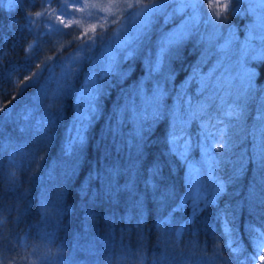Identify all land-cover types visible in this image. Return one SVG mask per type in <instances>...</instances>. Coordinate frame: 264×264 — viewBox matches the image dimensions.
<instances>
[{"label":"trees","instance_id":"trees-1","mask_svg":"<svg viewBox=\"0 0 264 264\" xmlns=\"http://www.w3.org/2000/svg\"><path fill=\"white\" fill-rule=\"evenodd\" d=\"M94 3L109 7L106 0H20L11 10L7 0L0 3V261L47 264L50 251L54 264H237V254L225 247L223 220L243 249L240 260H255L262 250L254 238L264 233V167L257 163L264 144L258 125L264 61L251 64L258 71L256 91L238 95V80L200 75V48L189 51L195 34L172 64L178 72L164 114L138 151L130 148L131 114L122 119L120 113L132 100L142 58H124L128 49L121 48L117 71L97 98V114L85 125L84 142L68 154L73 126L80 127L78 117L88 115L92 102L89 75L108 59L103 53L98 62L95 46L59 100L48 139L36 130V97L50 69L78 45L131 18L123 3L112 4L111 16ZM131 63L135 70L120 76ZM33 80L38 82L25 87ZM229 111L239 118H227ZM221 124L225 134L211 145V131ZM113 169L119 175L109 177ZM13 172L17 185L9 190ZM218 183L225 191L213 196ZM197 189L202 199L194 212L187 193Z\"/></svg>","mask_w":264,"mask_h":264},{"label":"rangeland","instance_id":"rangeland-1","mask_svg":"<svg viewBox=\"0 0 264 264\" xmlns=\"http://www.w3.org/2000/svg\"><path fill=\"white\" fill-rule=\"evenodd\" d=\"M132 2L134 3V0H132ZM150 2L151 0H143V4H149ZM106 3L109 4V7H104L97 3H94L93 6L100 8L104 14L111 16L113 15L112 4L109 0H106ZM224 5H228V7L226 8ZM233 6L238 7L240 11H231ZM173 7H168L169 19L167 22H165V17L163 15L154 14L147 39H144L139 43L137 41V33L134 31V25L131 18L124 23L122 28L115 29L111 31L110 34H102L103 36L101 35L98 39L90 38L86 40L80 47L69 53L59 67L54 68L46 75L41 86L47 84L49 97H51L52 91L56 88V79H61L64 70L71 67L72 72L69 75L68 80L71 83L70 90H72L77 72L87 61L89 54L94 52L96 48L95 46L100 47V52L96 59L98 62L103 61V53L108 54L109 51H111L116 57H118L120 52L117 50L121 48H127L128 51L130 49H135V51L132 52L133 56L139 54L142 58L140 64V78L136 86V89L139 86H142V95L137 96L134 92L132 100H135V104L141 108V111H143V107L145 106L144 99L151 97L153 90L157 87V82H159V86L164 89V100L166 99L171 88L170 82L173 81L176 76L175 73L178 72V70H174L173 72L172 64L181 54L186 43L191 40L195 34H198L197 40L190 46L191 48L189 51L192 53L193 50L195 51V49L197 50L200 48L198 49L200 52L199 61H201L204 67V71L200 75L207 77L209 80L218 78L227 81L229 80L230 75L235 76L236 72L239 71L237 66V61L240 59L239 49L249 41L250 37H252L251 44L257 49L264 46V23H261L258 19L259 17L264 16V6L259 3V0H255L251 5V7L255 9L254 13L248 11L250 7L249 0H242L239 4H236L235 0H201V2L197 4L195 22L191 19L192 10L190 8L186 9L185 14L184 12H175V14H173V10L179 6L173 4ZM125 10L132 14L135 11H139V8L128 9L125 5ZM234 16L235 19L233 18ZM185 24H188L192 28L193 34L184 39L178 47L169 49L161 62L160 70L154 72L153 75L149 77V60L155 61L157 59V54L159 52L158 44L161 37L165 34L178 33L179 30L184 28ZM86 42L88 45L87 47H85ZM73 57L79 58V62L73 64ZM254 62L257 63V66L263 64V61L248 60V66L251 67V64ZM132 70L134 71L135 68L133 69L131 63L130 66H127L126 70L123 71V77L129 76ZM255 72V78H257L258 71ZM53 73L55 79L52 78ZM262 77H264V75ZM202 78L204 77L199 76L198 79L200 80ZM40 88L37 97L40 96L42 102H39L37 105L39 113L36 118L35 128L37 131H41L42 134H44V128H47V124L44 123L43 117L46 112H50L52 108L49 107L50 99L42 96ZM64 95H62L60 99ZM226 117L230 118L228 115H226ZM130 120L132 122V137L134 138L137 123L133 121L132 116L130 117ZM158 121L159 119L153 120L149 113L148 119L143 122V126L148 129L145 137L154 129ZM218 121L221 120L219 119ZM42 123H44V128L40 126ZM258 125L260 126V131L261 129L263 130L264 120L261 119L260 122H258ZM225 130V124H221L217 132L211 131L209 139L211 140V145H214L213 138H218L220 140L223 134H225ZM24 156L25 155L21 154L20 156H16V159L21 160V157ZM223 226L226 234L225 238L227 239L225 247L233 252L232 249L236 247V244L233 243V238H231L233 234L232 231L234 230L224 220ZM229 229H231V235L228 234ZM261 257H264V250L261 251L251 264H264V260H262Z\"/></svg>","mask_w":264,"mask_h":264},{"label":"snow or ice","instance_id":"snow-or-ice-1","mask_svg":"<svg viewBox=\"0 0 264 264\" xmlns=\"http://www.w3.org/2000/svg\"><path fill=\"white\" fill-rule=\"evenodd\" d=\"M3 2L4 0H0V3ZM73 2L78 3L79 0H73ZM109 2L113 5H119L123 3L124 5H126L128 9L139 8V11H135L134 13L130 14L134 25V31L137 33V41L139 43L142 40L147 39L154 14L163 15L165 17V22H167V20L169 19L168 6L170 4H176L179 7L173 10V14H175V12H185L186 9L190 8L192 10L191 19L193 20V22H195L197 4L200 3L201 0H151L149 4H143V0H134V3L132 2V0H109ZM241 2L242 0H235L236 4H239ZM254 2L255 0H249V4H250V7L248 9L249 12H253V13L255 12V9L251 7L252 3ZM7 3L9 9L11 10L14 6L20 3V0H7ZM259 3L262 6H264V0H259ZM224 7L227 8L228 5H224ZM231 11L239 12L240 9L238 7L233 6ZM258 19L260 20L261 23H264V16H261ZM92 30L95 31V29ZM192 34H193L192 28L188 24H185L184 28L182 30H179L178 33L165 34L164 36H162L158 44L159 52L157 54V59L155 61L149 60V64H148L149 77H151L154 72H158L160 70L161 62L165 54L168 53L169 49L178 47L180 43L183 42L184 39H186L188 36ZM251 39L252 37H250L249 41L246 42V44L239 49L240 59H238L237 61V66L239 68V71L236 72L234 77L231 75L229 76L230 80L235 79L239 81L238 85L236 86L238 95L247 96L250 93L256 91V87H255L256 72L251 67L248 66V60L264 61V46H261L259 49H257L255 46L251 44ZM87 46L88 45L86 42L85 47ZM133 51H135V49H130L127 53V56L124 58L131 56ZM78 62H79V58L77 57L72 58L73 64ZM116 71L117 69H116L115 55L111 51H109L108 59L101 66V71L99 73L94 71L89 75L88 92L92 102L89 104L88 115L87 116L81 115L80 117H78V122L80 127L76 128L75 125L73 126L76 135L75 137L70 136V144L65 149L66 153L71 154L75 146H79L83 144L85 125L89 121V117L94 119L95 115L97 114V105H98L97 98L99 95L102 94L106 80H108L112 76V74L115 73ZM71 72L72 69L71 67H69L64 70L61 79H56L55 81L56 88L55 90L52 91L51 97H49V89L47 84L42 85L40 88V93L42 94V96L44 98L50 99L49 107L55 109V111L46 112L45 116L43 117V121L47 125L54 124L55 119H58L59 117V107H58L59 100L62 95L66 94L67 91L71 89V83L68 80V77L71 74ZM119 75L123 76L124 73L121 72L119 73ZM52 78L55 79L54 73L52 75ZM37 82H38L37 80H33L29 84L25 85V87L30 86V84H34ZM203 86L206 87V85ZM135 94L137 96L142 95V86H139L135 90ZM164 96H165V91L163 88L159 86V82H157V87L153 90L151 97H147L144 99L145 106L143 107V111H141V108L135 104V100H132L131 102L126 100L123 110L120 113L121 118L123 119L128 114H131L133 121L137 123L134 143L130 144V148L134 147L139 151L142 144L144 143L145 135L148 129L143 126V122L148 119L149 113L151 114V118L153 120L159 119V117L164 114V103H163ZM36 101L42 102L41 97L40 96L36 97ZM5 111H7V109ZM227 115L229 116L237 115V118H239L238 113L235 111H229ZM259 118L264 120V112L261 113V116ZM44 123L40 125L42 128H44ZM47 131L48 129L44 128L45 141L48 139ZM261 135L262 138H264V130H262ZM257 163L260 164L261 167H264V144L261 145V148L258 152ZM152 174L154 176L159 174V166H156L152 169ZM114 175H119L118 169H113L111 172H109V177H112ZM191 183L192 181L190 179L189 184ZM16 185H17V177L13 172L9 177L8 189L15 190ZM112 187L113 186L111 184L108 185L109 194L112 191ZM125 187L130 189L131 185H125ZM153 187H155V185ZM224 191H225L224 184L218 183L214 186V191L212 195L219 196ZM187 196H188V200L192 201L193 211L196 212L197 210H199L200 202L202 199L199 190L197 189L195 195H193L192 190H190L187 193ZM188 200H184L183 203L187 204ZM0 227H2V225H0ZM228 234L231 235V229L228 230ZM176 235L177 236L180 235V230L176 231ZM2 238H3V234L2 232H0V239ZM254 240L257 251L259 252L261 250H264V233H261L259 236L255 237ZM233 243L236 244V247H234L232 251L237 254L236 256L237 264H245V261H241L239 257V254L243 251V249L241 248L238 241H233ZM44 259L47 261V264H54L56 258L49 251V253L44 257ZM261 259L264 260V257H261ZM246 260L248 261V264H251V261L254 260V257L246 258ZM0 264H3V261H0Z\"/></svg>","mask_w":264,"mask_h":264}]
</instances>
